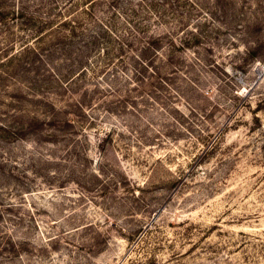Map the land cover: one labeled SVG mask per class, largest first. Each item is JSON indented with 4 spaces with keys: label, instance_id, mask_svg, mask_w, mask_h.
<instances>
[{
    "label": "rangeland",
    "instance_id": "obj_1",
    "mask_svg": "<svg viewBox=\"0 0 264 264\" xmlns=\"http://www.w3.org/2000/svg\"><path fill=\"white\" fill-rule=\"evenodd\" d=\"M1 54L0 264H264V0H0Z\"/></svg>",
    "mask_w": 264,
    "mask_h": 264
},
{
    "label": "trees",
    "instance_id": "obj_2",
    "mask_svg": "<svg viewBox=\"0 0 264 264\" xmlns=\"http://www.w3.org/2000/svg\"><path fill=\"white\" fill-rule=\"evenodd\" d=\"M156 30L160 31L161 29L157 28ZM143 32L148 33V31H143ZM144 42H145V44L143 45L144 49H148V50L150 49L151 50L154 46H156L157 48L159 47V49H156V50L163 49V52H164L166 47H167V44L171 43L173 41H171V39L166 37V35L161 32V33H158L156 35H152V33H151V35H148V37L145 39ZM183 44H186V42H184ZM177 48H179V46ZM28 50H29V48H28ZM2 55L3 54H1L0 57H2ZM167 61H169V60H167ZM9 63H12L11 59L9 60ZM3 75L6 76V75H8V73L7 74L3 73ZM0 80L1 81H7L2 76H0ZM17 84H19V83H17ZM14 87H17L15 85V83H14ZM22 90L26 93L25 89L22 88ZM22 90L20 89L19 95L15 96V98H17V100L23 99L22 95L24 93L22 92ZM20 114H21L22 119H24V120L25 119H31V122L26 123L24 120L20 121V122L15 121V122H13L14 125L13 124L5 125V124L0 123V136L3 138V141L5 143L12 142V141H10V138L12 136H13V139H19V138L25 137L27 134L35 133L34 124L37 122V118L35 117V119H34L30 116H27V113L23 110L20 111ZM4 115H6V114H4ZM33 119H34V121H33ZM32 122H33V125L30 127ZM68 124H69V122H68ZM7 163H8L7 161L0 160V168L4 169V170H1L0 172L3 174L9 175V172L11 170H5L7 168ZM12 210H13V208L11 206L7 207V211L11 212ZM12 242L13 243H11V239H10V241L6 244V246H5L6 249H4V253L14 254V252L17 251L19 244L16 241H12Z\"/></svg>",
    "mask_w": 264,
    "mask_h": 264
}]
</instances>
